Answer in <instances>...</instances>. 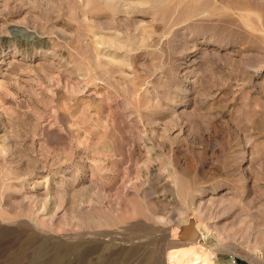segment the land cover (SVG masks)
I'll list each match as a JSON object with an SVG mask.
<instances>
[{
	"label": "rangeland",
	"instance_id": "374dc122",
	"mask_svg": "<svg viewBox=\"0 0 264 264\" xmlns=\"http://www.w3.org/2000/svg\"><path fill=\"white\" fill-rule=\"evenodd\" d=\"M230 263L264 264V0H0V264Z\"/></svg>",
	"mask_w": 264,
	"mask_h": 264
},
{
	"label": "water",
	"instance_id": "95a60500",
	"mask_svg": "<svg viewBox=\"0 0 264 264\" xmlns=\"http://www.w3.org/2000/svg\"><path fill=\"white\" fill-rule=\"evenodd\" d=\"M199 232L195 229L191 230L189 234L186 236L189 241H196L198 239Z\"/></svg>",
	"mask_w": 264,
	"mask_h": 264
},
{
	"label": "bare ground",
	"instance_id": "6f19581e",
	"mask_svg": "<svg viewBox=\"0 0 264 264\" xmlns=\"http://www.w3.org/2000/svg\"><path fill=\"white\" fill-rule=\"evenodd\" d=\"M199 237V236H198ZM231 264V263H230Z\"/></svg>",
	"mask_w": 264,
	"mask_h": 264
}]
</instances>
